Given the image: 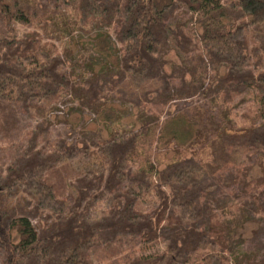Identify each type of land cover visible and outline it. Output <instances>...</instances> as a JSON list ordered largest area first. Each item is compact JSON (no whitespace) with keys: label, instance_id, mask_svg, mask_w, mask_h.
<instances>
[{"label":"trees","instance_id":"1","mask_svg":"<svg viewBox=\"0 0 264 264\" xmlns=\"http://www.w3.org/2000/svg\"><path fill=\"white\" fill-rule=\"evenodd\" d=\"M179 2L204 16L202 35L171 29ZM229 3L232 12L248 17L236 29L218 24L225 14L213 0H0V158L11 159L0 168V264H94V257L105 264L232 263L240 243L236 230L264 217V191H253L247 181L252 156L264 158V102L262 123L244 138L218 135L190 158L163 168V155H151L143 144L148 130L162 132L169 118L162 113L141 121L143 135H95L83 147L61 136L52 140L48 123L49 116L66 115L61 98L74 85L66 72L72 56L67 41L77 31L89 40L92 64L99 66L97 73L88 66L92 74L79 104L102 121L111 101L148 112L151 101L163 109L170 104L177 90L165 72L171 48L185 57V66L198 53L208 66L226 69L217 87L209 83L206 89L223 105L251 90L264 92V0ZM17 25L34 31L19 36ZM43 36L56 43L42 44ZM46 112L26 134L24 117L35 120ZM179 114L189 129L175 126L169 137L192 140L193 119ZM223 180L237 181V202H212ZM150 197L152 209L140 211ZM105 201L109 207L101 210ZM222 209L226 213L217 211ZM159 243L162 253L137 255L139 246L143 251Z\"/></svg>","mask_w":264,"mask_h":264},{"label":"rangeland","instance_id":"2","mask_svg":"<svg viewBox=\"0 0 264 264\" xmlns=\"http://www.w3.org/2000/svg\"><path fill=\"white\" fill-rule=\"evenodd\" d=\"M213 1L223 7L222 12L225 15L221 16V19L219 18L218 20V24L223 26V28L236 29L243 22L248 21V17L244 16L242 12H232L234 6H231L229 0ZM178 5L179 10L170 22L171 29L182 28L189 34L202 35L205 25L204 16L202 15L197 18L185 4L179 2ZM71 28L75 29L74 23H72ZM17 29L19 36H25L34 31L33 27L29 28L20 25H17ZM80 37H83L82 41ZM73 39L75 41L80 40V44L74 45L72 43ZM110 40L116 45L114 33H112ZM51 42L56 43L55 40L43 36L42 44ZM67 42L69 44L68 48L71 49L72 56L74 55V57L72 58L70 56V59L66 62V72L70 82L74 83V85L73 87L65 89L61 98V100L67 101L64 105L66 115L59 116L58 114H54V116H49L51 117L48 123L50 124L52 140L61 136L69 144L83 147L84 142H90L95 135H99L103 140H107L111 136H120L122 131H132L143 135L141 132V121L147 117L152 118L154 115L156 117L162 113L163 120L169 117L161 125L162 132L157 130L154 133V131L148 130L144 134L146 136L143 138V144L146 147L147 145L150 147L151 155H163V162L160 167L163 168L171 160L190 158L200 149L208 147L218 135H223V137L230 139L244 138L247 131L253 125L262 123L260 111L262 110V102H264V92L251 90L240 97L234 98L229 104L223 105L219 98L221 96L210 95L206 89L209 83L217 87L219 80L225 75L226 69L223 67H212L211 64L208 66L198 53L191 54L187 60L188 64L185 66L183 60L185 57L173 48L167 51L165 57L167 61L165 72L172 76V83L177 86V90H175V96L171 98L170 104L165 109L161 105L154 104L153 101L149 103L147 108L151 112H148L146 109L138 110L134 107L124 105L120 109L121 105L118 102L111 101L109 106L104 108L106 120L102 121L101 119H97L93 111L79 104L84 101V98H81L82 94L80 90L86 85V80L92 74L88 66H93L92 63H95V60L91 59V56H95V54L88 46L89 40L81 32L77 31L73 38H69ZM62 48L63 45H60V50ZM114 52L116 53V51ZM110 60L112 63H117L115 56H110ZM180 67H185L184 71H181ZM93 68L94 73H97L99 66L95 64ZM101 68H103V71L113 69V67L108 65L106 67L101 65ZM183 78L184 84L182 83ZM159 101L163 102L165 98ZM57 110H60L58 106L52 113ZM180 111L193 119L190 122V126L194 129L192 130L194 132L192 140H185L183 142L169 137L170 132L175 126L178 131L189 129L187 128L186 122L181 124ZM119 113L124 117L119 119ZM42 116L35 120H31L27 116L24 117L26 134L30 136L31 132L40 126L41 120L46 119L48 112ZM112 118L119 119L118 126L117 124L111 125ZM154 134L155 136L153 137ZM187 135L185 134L184 136ZM22 143H24L25 147L28 145L26 138L22 140ZM146 156L148 157L150 154ZM5 163H11L10 157H7L5 161L0 158L1 169ZM251 165L252 170L247 181L253 191H264V158L261 159L253 155ZM138 168V166H135L134 169L136 170ZM237 190L239 191L237 181L232 183L223 180L220 188L213 190L214 200L212 202L215 203L218 200L228 202V200H232L231 202L235 203L237 199L234 198V194ZM154 202L155 199L150 197L138 209L142 212L150 211L154 206ZM231 202L227 204L228 206L226 208H230L232 205ZM109 204L110 202L108 201L101 203L100 209L107 210ZM217 211L221 214L226 213V209H222L223 212L220 210ZM260 217L255 221L244 224L236 230L234 238L236 239V244L237 242L240 243L237 244L235 249V254L238 256L235 257L231 264H264V217ZM141 248L143 247L139 246L137 255L143 253L144 255H157L165 250V245L160 243L155 244L143 249V251ZM94 264L105 263H102L97 257H94Z\"/></svg>","mask_w":264,"mask_h":264}]
</instances>
